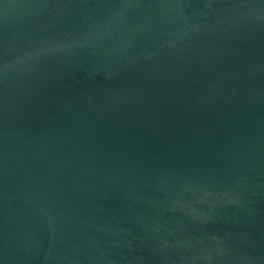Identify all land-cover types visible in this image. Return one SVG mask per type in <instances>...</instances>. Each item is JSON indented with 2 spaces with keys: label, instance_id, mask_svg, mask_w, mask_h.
Wrapping results in <instances>:
<instances>
[{
  "label": "water",
  "instance_id": "95a60500",
  "mask_svg": "<svg viewBox=\"0 0 264 264\" xmlns=\"http://www.w3.org/2000/svg\"><path fill=\"white\" fill-rule=\"evenodd\" d=\"M0 264H264V0H0Z\"/></svg>",
  "mask_w": 264,
  "mask_h": 264
}]
</instances>
